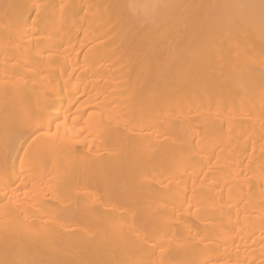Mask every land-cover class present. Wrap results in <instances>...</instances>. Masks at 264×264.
<instances>
[{"label":"bare ground","instance_id":"1","mask_svg":"<svg viewBox=\"0 0 264 264\" xmlns=\"http://www.w3.org/2000/svg\"><path fill=\"white\" fill-rule=\"evenodd\" d=\"M0 264H264V0H0Z\"/></svg>","mask_w":264,"mask_h":264}]
</instances>
